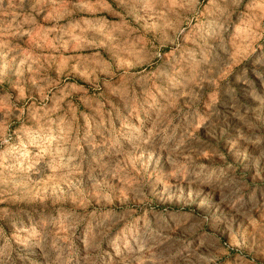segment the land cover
<instances>
[{"label":"clouds","instance_id":"1","mask_svg":"<svg viewBox=\"0 0 264 264\" xmlns=\"http://www.w3.org/2000/svg\"><path fill=\"white\" fill-rule=\"evenodd\" d=\"M0 264H264V0H0Z\"/></svg>","mask_w":264,"mask_h":264}]
</instances>
